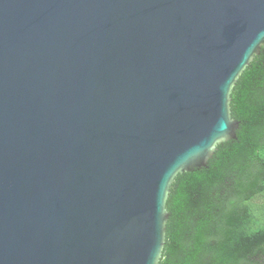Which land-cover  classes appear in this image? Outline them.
Returning a JSON list of instances; mask_svg holds the SVG:
<instances>
[{
    "label": "water",
    "instance_id": "obj_1",
    "mask_svg": "<svg viewBox=\"0 0 264 264\" xmlns=\"http://www.w3.org/2000/svg\"><path fill=\"white\" fill-rule=\"evenodd\" d=\"M262 47L264 0H0V264H158Z\"/></svg>",
    "mask_w": 264,
    "mask_h": 264
},
{
    "label": "trees",
    "instance_id": "obj_2",
    "mask_svg": "<svg viewBox=\"0 0 264 264\" xmlns=\"http://www.w3.org/2000/svg\"><path fill=\"white\" fill-rule=\"evenodd\" d=\"M236 139L178 174L158 264H264V47L230 94Z\"/></svg>",
    "mask_w": 264,
    "mask_h": 264
}]
</instances>
